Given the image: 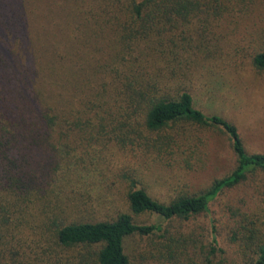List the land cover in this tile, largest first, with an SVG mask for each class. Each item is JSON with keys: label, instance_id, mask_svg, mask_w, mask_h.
Wrapping results in <instances>:
<instances>
[{"label": "trees", "instance_id": "obj_1", "mask_svg": "<svg viewBox=\"0 0 264 264\" xmlns=\"http://www.w3.org/2000/svg\"><path fill=\"white\" fill-rule=\"evenodd\" d=\"M216 7L208 0H0V264H264V234L248 208H230L226 246L212 220L209 230L188 225L224 189L264 171V153H248L236 125L197 107L184 83L200 65L192 52L191 59L179 54L174 32ZM166 38L173 47L160 53L174 49L175 57L163 63L155 53ZM252 64L264 70V46ZM185 123L228 135L236 156L229 174L204 192L159 198L126 171L125 208L86 216L69 174L90 155L87 144L175 159L186 153L177 141ZM78 145L83 154L71 156ZM144 214L162 221H139Z\"/></svg>", "mask_w": 264, "mask_h": 264}, {"label": "rangeland", "instance_id": "obj_2", "mask_svg": "<svg viewBox=\"0 0 264 264\" xmlns=\"http://www.w3.org/2000/svg\"><path fill=\"white\" fill-rule=\"evenodd\" d=\"M208 1L217 6L215 10L193 17L191 24H184L182 29L174 32L173 40L179 54L182 57L189 55L191 59L192 52L191 60L200 65L194 72L196 77L190 75L184 83L193 89L197 107L205 113L219 114L236 125L248 153H264V70H258L252 64L253 54L264 46V0ZM217 8H222V12L217 13ZM166 43L165 48L155 44L158 46L155 55L173 47L170 39L166 38ZM146 46L139 44L140 49ZM148 50L152 48L149 46ZM156 57L165 63V59L175 57L174 49ZM183 125L185 129L177 136V141L182 144L180 150L184 149L186 153L175 159L165 155L159 159H154V155L140 156L137 148L125 155L111 143L87 144L90 155H84V163L74 167L72 164L69 174L71 188L78 191L74 193L76 197L80 198L79 192L83 193L81 197L88 209L86 216L104 219L115 207L125 208L122 194L125 180L123 184L121 177L126 171L138 177L151 194L169 198L180 190L204 192L214 180L235 168L236 156L226 133L218 127ZM84 149L78 145L71 150V156L81 157ZM83 165L86 168L81 167ZM81 174L83 177L79 179ZM61 188V194L66 192L71 198L70 187ZM209 207L208 213L191 219L188 225L205 226L209 230L212 220L218 228L222 246H226L228 239L231 207L233 210L248 208L264 234V171L249 173L240 184L224 189ZM137 219L147 223L162 221L151 214Z\"/></svg>", "mask_w": 264, "mask_h": 264}]
</instances>
